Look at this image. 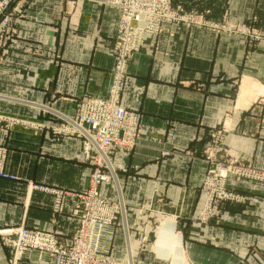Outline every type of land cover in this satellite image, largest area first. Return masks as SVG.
<instances>
[{"label": "crops", "instance_id": "crops-1", "mask_svg": "<svg viewBox=\"0 0 264 264\" xmlns=\"http://www.w3.org/2000/svg\"><path fill=\"white\" fill-rule=\"evenodd\" d=\"M171 2L193 23L144 34L126 67L120 106L138 116V138L111 157L128 236L118 224L110 254L130 253L139 264H264V201L200 218L215 164L237 160L264 171V39L222 29L264 30V0ZM10 13L0 25V264H52L14 262L4 232L39 229L62 241L75 234L73 195L87 187L92 167L78 138L50 129L59 122L46 109L73 116L81 98L105 97L120 12L104 0H19ZM225 185L264 200L232 176ZM115 187L101 184L99 192L116 200ZM59 193L67 197L56 214ZM161 229L178 236V253L170 237L155 252Z\"/></svg>", "mask_w": 264, "mask_h": 264}, {"label": "built area", "instance_id": "built-area-1", "mask_svg": "<svg viewBox=\"0 0 264 264\" xmlns=\"http://www.w3.org/2000/svg\"><path fill=\"white\" fill-rule=\"evenodd\" d=\"M13 1L0 0L2 26L9 21V15L5 11ZM109 4L119 10L120 16L111 50L115 65L105 97L81 98L73 116L46 109V113L59 122L49 126L50 129L59 136L78 138L81 142L82 160L92 167L87 187L73 195L77 200V208L72 212L78 222L77 230L70 239L64 241L39 229L19 227L4 232L3 237H7L5 243L13 251L14 262L32 258L36 262L51 260L52 264H139L138 259L130 253L125 259L110 254L118 224L121 227L124 225L128 236L126 206L111 157L116 152L133 150L138 138V116L120 106V94L128 60L140 51L143 35H157L165 23H179L180 19L174 17L169 0H110ZM184 20L181 23H193L191 17ZM222 29L228 31L227 27ZM243 30L240 32L248 40L264 39L256 36L252 28ZM3 175L0 162V176ZM229 176L264 188V172H257L237 160L228 162L225 166L218 165L208 171L203 186L208 188L219 185L221 195L218 199L223 202V206L231 202H235V207L244 206L253 201L224 193L223 185ZM111 182L116 185V200L106 199L99 192L101 184ZM66 197L64 193L57 194L53 212H62ZM211 209L213 208L210 206L206 208L201 221L207 222L212 217H220L221 211Z\"/></svg>", "mask_w": 264, "mask_h": 264}, {"label": "rangeland", "instance_id": "rangeland-1", "mask_svg": "<svg viewBox=\"0 0 264 264\" xmlns=\"http://www.w3.org/2000/svg\"><path fill=\"white\" fill-rule=\"evenodd\" d=\"M17 1H19V0H14L13 2L17 3ZM13 2L9 3V6H8V8L5 11L9 15V17L11 16L10 15L11 14L10 11H11V5H12ZM104 2L109 3L110 0H104ZM169 2L171 4V10L173 12L174 17L180 19L179 23H181L182 21H185L184 19H186L187 17L193 18L194 15L191 12H186L180 6H174L172 4L171 0H169ZM195 18H198V16H195ZM8 24H9V21L7 22V25ZM166 24H171V23H165L164 25H166ZM7 25H4V26H7ZM247 27L252 28L254 30V34L256 36H259V37L262 36V38H264V30H262L261 28H256V27H252V26L250 27V26L245 25V24H242V25L235 24V26L234 25L233 26H227V28H228L227 32L230 33V34H235V35H238V36H242L247 41H251V42L259 41V40H255V41L248 40L247 37L240 32V31L243 32L244 31L243 29H246ZM211 28H213L214 30H220L221 26L220 25H215V26H211ZM216 166H218V165L215 164L212 169H214ZM254 170L257 171V172H264V171H260V170H257V169H254ZM235 180H237L239 182H243V183L249 185L254 191H257L259 194L264 196V188H261L260 186H256V185L251 184V183H248V182H246L245 180H242V179L238 180L236 177H235ZM202 190L205 193V202H204V206H203V210H202V215H201L200 218H203L204 212H205L206 208H208V206L213 208L211 210L215 209V211H217V212L221 211V214L224 211H226L227 209L235 208V202L227 203L225 206L221 205L223 202L220 199H218L219 196L221 195V189H220L219 185H212V186H210L208 188H206L205 186H202ZM223 190H224V193H226L228 195H235V196H237V197H239L241 199L243 198V199L247 200V198H248V199L253 200L250 203H256V202L260 203V202L264 201L263 199L254 198V197H248V196H246L244 194L237 193L236 191L235 192L231 191V190L227 189L226 185H223ZM209 202L212 203V205ZM212 218L216 220L217 218H219V216H215V217H212ZM212 218H210L209 220H213ZM155 233H157V229H155L153 234H152L154 238H155ZM157 235H158V240L156 242V245H155L154 249H155V252L159 253V255L162 254L161 247L159 246L162 243L161 241L164 240V241L167 242L169 240L168 237H170L171 238V245H172L173 242H176V243L179 242L178 236L177 237H174V236L171 237V235H169V231H166L165 229H161L158 232V234H156V236ZM154 238H153V240H154ZM157 246H158V248H157ZM173 252L174 253H178V249L177 250L173 249Z\"/></svg>", "mask_w": 264, "mask_h": 264}, {"label": "bare ground", "instance_id": "bare-ground-1", "mask_svg": "<svg viewBox=\"0 0 264 264\" xmlns=\"http://www.w3.org/2000/svg\"><path fill=\"white\" fill-rule=\"evenodd\" d=\"M168 239H169V237H168ZM174 245H176V246H174ZM171 246H172V248H174V250H177V244H176V242H173Z\"/></svg>", "mask_w": 264, "mask_h": 264}]
</instances>
